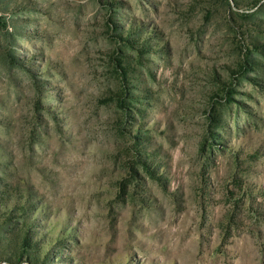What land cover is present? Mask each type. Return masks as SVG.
<instances>
[{
    "label": "rangeland",
    "instance_id": "374dc122",
    "mask_svg": "<svg viewBox=\"0 0 264 264\" xmlns=\"http://www.w3.org/2000/svg\"><path fill=\"white\" fill-rule=\"evenodd\" d=\"M235 1L0 0V264H264V0Z\"/></svg>",
    "mask_w": 264,
    "mask_h": 264
},
{
    "label": "trees",
    "instance_id": "16d2710c",
    "mask_svg": "<svg viewBox=\"0 0 264 264\" xmlns=\"http://www.w3.org/2000/svg\"><path fill=\"white\" fill-rule=\"evenodd\" d=\"M258 1L259 0H251V6H255L258 3ZM234 2H236V1L234 0ZM121 121H122V119L120 118V122ZM145 160L147 161L148 159H145ZM145 164H146L145 165L146 168L149 169V166L147 165V163H145ZM8 206L11 207V205L9 203L5 204V202H3L2 203V207H0V208H2L4 210L3 211V214L4 215H7L8 214L7 213V209H8L7 207ZM24 209H25V211H24ZM14 210L24 212V217H25V220L22 223V226H21V228L18 231L19 236H17V238H16V242H17V245L16 246H18V244H19V247L21 249H24V250L25 249H30V247L34 246L33 243L31 242L34 239L33 240L29 239L30 237H29V234H28V232H29L28 229L31 228V225L29 224L30 220L27 218V216L30 215V209L27 206L26 207L24 206V208H19V206H17V207L14 208ZM0 212H1V210H0ZM9 213H10V211H9ZM11 213H10V215H11ZM10 235H11V233H10ZM10 235H9V238L8 239H5L6 242L13 241V239L10 240L11 239L10 238ZM32 261H34V260L32 259Z\"/></svg>",
    "mask_w": 264,
    "mask_h": 264
}]
</instances>
